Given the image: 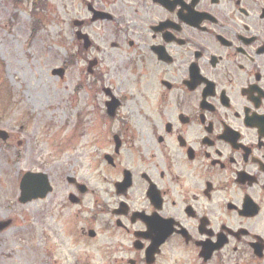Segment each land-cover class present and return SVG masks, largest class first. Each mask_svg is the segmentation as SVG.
I'll use <instances>...</instances> for the list:
<instances>
[{
  "label": "flooded vegetation",
  "instance_id": "af4514ba",
  "mask_svg": "<svg viewBox=\"0 0 264 264\" xmlns=\"http://www.w3.org/2000/svg\"><path fill=\"white\" fill-rule=\"evenodd\" d=\"M54 1L34 16L61 9L110 126L94 187L71 185L95 196L83 235L110 264H264V0Z\"/></svg>",
  "mask_w": 264,
  "mask_h": 264
},
{
  "label": "rangeland",
  "instance_id": "374dc122",
  "mask_svg": "<svg viewBox=\"0 0 264 264\" xmlns=\"http://www.w3.org/2000/svg\"><path fill=\"white\" fill-rule=\"evenodd\" d=\"M16 1L0 0V131L9 135L0 139V223L11 222L0 231V264H110L83 235L98 231L95 196L74 205L69 194L80 195L67 182L74 177L94 187L99 144L105 151L110 129L100 121L103 95L88 73L90 62L69 63L76 48L61 9L34 16V0ZM100 58L105 86L129 84L122 64ZM56 69H66L64 78L53 75ZM28 172L48 174L54 190L20 204Z\"/></svg>",
  "mask_w": 264,
  "mask_h": 264
},
{
  "label": "water",
  "instance_id": "95a60500",
  "mask_svg": "<svg viewBox=\"0 0 264 264\" xmlns=\"http://www.w3.org/2000/svg\"><path fill=\"white\" fill-rule=\"evenodd\" d=\"M93 66L91 63L90 68ZM53 75L60 76L61 78L65 75L64 69H58L53 71ZM110 110L112 111L111 105H109ZM0 138L4 141L8 139V134L5 132H0ZM69 183L76 184L77 181L73 178L68 179ZM81 188V186H80ZM20 199L21 204H27L35 200L46 199L52 192V187L50 185L49 178L46 174L42 173H27L23 176L20 183ZM73 203H78L75 196L70 197ZM11 225V222H5L0 224V231L8 228Z\"/></svg>",
  "mask_w": 264,
  "mask_h": 264
}]
</instances>
